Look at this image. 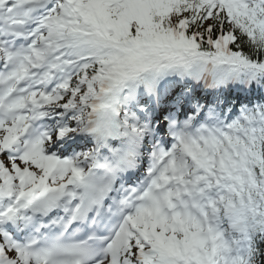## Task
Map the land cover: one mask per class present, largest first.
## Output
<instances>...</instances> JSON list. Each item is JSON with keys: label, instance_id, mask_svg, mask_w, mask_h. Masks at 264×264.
Instances as JSON below:
<instances>
[{"label": "snow or ice", "instance_id": "snow-or-ice-1", "mask_svg": "<svg viewBox=\"0 0 264 264\" xmlns=\"http://www.w3.org/2000/svg\"><path fill=\"white\" fill-rule=\"evenodd\" d=\"M0 264H264V0H0Z\"/></svg>", "mask_w": 264, "mask_h": 264}]
</instances>
